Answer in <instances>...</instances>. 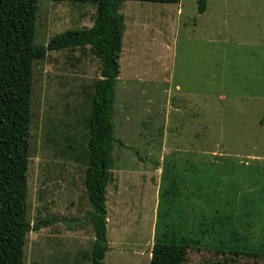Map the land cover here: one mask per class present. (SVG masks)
<instances>
[{"label":"rangeland","instance_id":"obj_1","mask_svg":"<svg viewBox=\"0 0 264 264\" xmlns=\"http://www.w3.org/2000/svg\"><path fill=\"white\" fill-rule=\"evenodd\" d=\"M197 1L121 4L112 121L131 150L111 152L105 264H149L160 194L171 184L202 210L216 209L211 199L231 209L247 235L233 250L264 251V0H208L202 14ZM94 16L91 4L38 0L33 44L90 28ZM99 76L88 48L33 63L27 219L52 222L28 234L24 264H90L82 122ZM230 258L197 250L186 264H264Z\"/></svg>","mask_w":264,"mask_h":264},{"label":"trees","instance_id":"obj_2","mask_svg":"<svg viewBox=\"0 0 264 264\" xmlns=\"http://www.w3.org/2000/svg\"><path fill=\"white\" fill-rule=\"evenodd\" d=\"M37 1L0 0V264H24L28 234L47 228L52 222L39 220L31 227L27 219L33 63L44 60L50 52L76 49L84 52L86 48L100 65V76L89 96V114L82 122L87 131V148L81 155L85 166L83 185L91 208L87 220L94 235L89 259L90 264H105L109 249L106 189L113 181L111 152L114 145L131 150L114 137L112 121L124 32L120 7L126 1L174 5L180 0H50L91 4L95 7L93 25L66 31L36 47L33 41ZM207 2L197 1L199 14L204 13ZM163 188L149 264H186L189 253L197 250L225 261L231 256V263L234 258L264 259V251L255 248L233 250L232 243L245 242L242 238L247 235L238 232L240 228L233 225V214L228 211L231 209L219 205V200L211 199L210 204L216 209L202 210L174 189V184ZM199 198L203 199L197 196L194 200ZM239 225L247 229L246 225Z\"/></svg>","mask_w":264,"mask_h":264},{"label":"crops","instance_id":"obj_3","mask_svg":"<svg viewBox=\"0 0 264 264\" xmlns=\"http://www.w3.org/2000/svg\"><path fill=\"white\" fill-rule=\"evenodd\" d=\"M154 227L156 228V224L154 225ZM154 239V238H153ZM153 246V241H152V245H151V248ZM151 248H150V252H149V257H151Z\"/></svg>","mask_w":264,"mask_h":264}]
</instances>
